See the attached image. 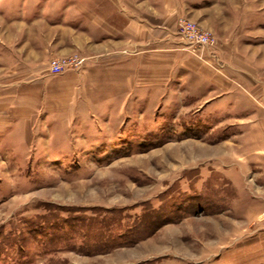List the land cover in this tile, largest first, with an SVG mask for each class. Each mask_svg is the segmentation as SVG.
I'll return each mask as SVG.
<instances>
[{
  "label": "rangeland",
  "instance_id": "1",
  "mask_svg": "<svg viewBox=\"0 0 264 264\" xmlns=\"http://www.w3.org/2000/svg\"><path fill=\"white\" fill-rule=\"evenodd\" d=\"M85 3L0 0V93L28 105L0 112V264H264L260 168L213 109L215 79L264 68V0H165L158 50L133 62L12 55Z\"/></svg>",
  "mask_w": 264,
  "mask_h": 264
},
{
  "label": "crops",
  "instance_id": "2",
  "mask_svg": "<svg viewBox=\"0 0 264 264\" xmlns=\"http://www.w3.org/2000/svg\"><path fill=\"white\" fill-rule=\"evenodd\" d=\"M98 1L86 0L83 23L76 17L77 12H81L76 7L54 8L62 17L61 21L46 23L43 27L55 34L59 32L57 40L51 46L48 41L35 45L33 34L29 33L26 37L28 48L22 46L12 51V55L21 57L23 62L27 56L31 63L38 62L35 59L39 56L49 59L71 54L83 55L86 62L91 64L98 62V58H101L102 63L105 62L103 58L112 56L118 57V63H128L142 54L158 50V33L166 27V19L171 17L168 15L166 18L165 0ZM23 39L22 36V42ZM2 44L7 47L4 41ZM17 61L14 60L15 63ZM254 68L256 72L245 74L243 81L230 76L228 83L220 81V78L215 79L213 89L219 92V98H223L215 103L213 109L228 114L226 127H229L230 135L227 142L232 144L236 141L234 144L239 157L250 161L253 167L260 168L252 173L256 177L260 176L264 182V68ZM4 91L0 93V112L12 111L16 102L27 108V102L13 100L12 90ZM27 94L30 93L20 96L28 97ZM21 107H17L16 111H22ZM225 115L220 116L223 119Z\"/></svg>",
  "mask_w": 264,
  "mask_h": 264
},
{
  "label": "built area",
  "instance_id": "3",
  "mask_svg": "<svg viewBox=\"0 0 264 264\" xmlns=\"http://www.w3.org/2000/svg\"><path fill=\"white\" fill-rule=\"evenodd\" d=\"M179 31L182 33L184 40L191 46H196L200 49H210L215 43V39L209 33L196 29L195 26L185 19H179L177 22ZM65 64L71 63V60H63ZM61 62V63H62ZM74 62V61H73ZM62 63V64H63ZM80 63V62H79ZM61 68L57 65H53L51 70L59 71Z\"/></svg>",
  "mask_w": 264,
  "mask_h": 264
}]
</instances>
